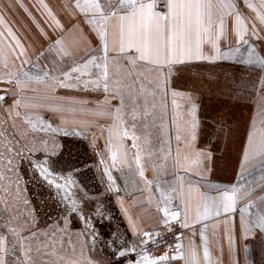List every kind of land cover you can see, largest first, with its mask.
<instances>
[{
  "label": "snow or ice",
  "instance_id": "1",
  "mask_svg": "<svg viewBox=\"0 0 264 264\" xmlns=\"http://www.w3.org/2000/svg\"><path fill=\"white\" fill-rule=\"evenodd\" d=\"M242 3L254 11V21L264 26V0ZM17 6L32 20L43 43L30 54L23 37L0 14V81L14 83L8 90L12 103L5 104V95L0 94V109L17 118L21 108L38 110L24 114V126L11 124V138L6 129L0 130V264H168L176 256L184 264H223V239L230 264H264V54L251 39H264V27L258 30L256 22L249 24L241 0H74L83 22L73 19L67 27L44 0L35 6L43 22L22 2L7 7ZM85 26L97 43L91 46L89 41L87 50L77 56L79 47L71 48L66 34L74 30L84 34ZM232 35L234 43L229 39ZM242 45H247L243 64L258 67L261 75L251 91L243 75L233 77L231 95L236 102L251 96L256 113L242 146L237 180L214 184L211 176L223 158L214 149L220 148L222 136L227 139L231 134L232 126L223 118L201 121L200 105L193 95L175 89L169 111L165 73L190 61L235 62ZM66 90L102 96L64 95ZM40 110L58 116L59 122L45 118ZM77 113L91 119H77ZM100 136L111 158L110 164L101 159L108 190L119 191L114 168L126 188L137 175L150 191L154 188L159 193L156 209L163 213L161 224L169 233L173 221L181 229L175 232V247L163 240L160 225L152 230L140 227L119 196L127 228L122 231L117 226L109 233L98 230L97 218L111 223L112 213L76 177L90 171L87 151L91 148L96 153ZM200 140L208 143L198 146ZM257 164L261 175L245 179L248 169ZM149 168L152 179L145 175ZM205 180L206 185L200 183ZM33 190L34 198H30L27 193ZM86 203L90 205L87 212ZM147 203H153L151 195ZM41 213L50 223L41 226ZM221 216L224 227L217 239ZM73 217L83 222L82 230L73 231ZM184 231L190 233L187 246ZM161 244L162 253L149 251L150 245ZM98 245L111 254L103 260L84 255L86 248L95 250ZM213 245H218L215 261ZM132 253L134 259H125Z\"/></svg>",
  "mask_w": 264,
  "mask_h": 264
},
{
  "label": "crops",
  "instance_id": "2",
  "mask_svg": "<svg viewBox=\"0 0 264 264\" xmlns=\"http://www.w3.org/2000/svg\"><path fill=\"white\" fill-rule=\"evenodd\" d=\"M20 2H22L23 4L28 6L31 10H33L35 15L41 16L39 12L35 11V6L38 3V0H0V14H3L4 16H27V14L23 11V9L19 8L18 6L12 10H9V8L7 7L10 4H18ZM44 2L47 3L52 8V10L56 13L57 17L66 27L70 25L73 19H79L81 22H83L82 14L79 13L78 10L74 9V0H44ZM253 2L258 3L259 0H253ZM65 5H69L70 7L66 8ZM241 11L247 18L249 24H251L252 22L258 23V21H254V17H255L254 11L244 6L242 0H241ZM41 21L43 22V18H41ZM49 34L54 36V33L52 32H49ZM66 39L68 40L69 46L71 48L76 49L77 47H79L80 51L76 53L77 56L82 54L83 51L87 50L89 46V41L91 42V46H95V44L97 43L94 34L89 30L87 26H85L84 34H81L79 30H74L70 36L66 34ZM229 39L232 40L233 43L235 42L234 35L229 36ZM246 49H247V45L241 46V51L235 54L236 55L235 62L229 60L217 61V62L190 61L184 64H178L174 66L171 69L170 73L166 71L165 74L168 76L169 79L168 95H167V100L169 102V111H171V99H172L171 93L172 90L175 89L177 91H183L186 93H191L193 95L197 103L200 105L199 115L201 121H204L206 119L211 118V116H214L213 113H211L210 107L205 108L206 103L203 105V102L206 101L209 102L214 100L215 105L218 106L221 104L220 100L224 99L223 96L224 97L230 96V94L220 95V97L218 98L217 94L215 93L216 94L215 96L217 97H212L214 93L210 94L207 85L217 84L218 74L220 73V75L223 76L224 69L226 68L231 69L233 66H237L239 63H243L244 54H246ZM230 64H232V66H230ZM247 68L249 69L248 66ZM204 70L206 71L205 73H203ZM181 72L183 73L181 74ZM163 78L161 80H163ZM220 83H223L222 79L220 80ZM247 98H251V96L243 97V100L240 103L241 106H243L244 103L245 106L249 104L248 108L250 109V107H253V105L252 106L250 105L249 101H247ZM179 102L183 104L182 100H179ZM231 111L232 110H230V112ZM241 115L244 114L242 113ZM231 116H233V112L231 113ZM220 118L221 117H219V119ZM107 124H111V122L107 121ZM231 126H232L231 134L227 137V139H225L222 136L220 140V148L218 150L214 149L217 152V155L223 153V158L218 162V165L211 176L210 182L214 184H221V185L228 184L235 182L237 180L236 173L239 172V160L242 154V146L246 145L247 143V132L251 129V123L247 124L246 127L247 129L246 128L244 129L242 138L240 134L242 128L240 117L238 119V122L232 124ZM105 135H106V130H105ZM127 143L130 145L131 140L129 139ZM207 143L208 140H200L198 141V146ZM172 146L174 150L175 149L174 138L172 141ZM110 163L111 160L109 161V164ZM259 168L260 167L258 164L255 165L253 168H249L248 171L250 175L245 177V179L250 180V179L258 178L259 175H261L260 174L261 171H259ZM112 172L113 175L116 176L117 178L116 183L119 187V191H117L115 188L108 190L107 187V190L109 191L107 195H110V197L112 198L111 201L114 206H112L111 204L109 205L107 201H103V197L101 198H102V205L107 209L108 212L112 213L113 220L111 223H109L107 219L101 221L99 220L100 224L96 225L98 230L101 231L102 233H109L114 231L117 226H119L122 231L125 228H127V218L125 216L123 209L121 208L120 203L117 200L118 196L123 198L124 208H126L128 210V213L135 220H137L140 227L144 228L145 230H152L154 226L160 225L158 230L162 229L163 225L161 224V217L163 213L158 212L155 205V201L158 199L159 193L156 192L154 188L150 191L144 185L143 181L139 179L138 175L135 177V182H133L132 180L128 182V187L126 188L125 181L121 177L120 172L115 168L112 169ZM145 175L149 179H152L154 173L149 168L146 170ZM189 175L191 176V174ZM191 178L194 180L196 179L195 176H191ZM168 179H171V176H169ZM208 182L209 181L207 180L200 181V183L205 185ZM241 183H243V181H241ZM105 185L106 184L103 185V188L105 187ZM209 194L214 195L215 193L210 192ZM259 194L260 193H257V195ZM150 195L153 200V203L151 205L147 203V198ZM174 203L176 202L174 201ZM239 217H240V212L239 210H237L234 213L237 235H239ZM224 219L225 218L223 216L219 218L220 228L217 229L218 232L217 239H221L222 229L224 227L223 224ZM195 232H196L195 239L197 243H199V228H196ZM209 234L211 238V222H209ZM129 235H131L130 232ZM189 235H190L189 231H184L183 243L185 244V246H187ZM222 243L225 249L223 264H230V260L227 255V240L223 239ZM217 249H218V245H213L212 250H213L214 261L216 259ZM169 251L171 252V249H169ZM134 258H135V253H132L128 256V259H134ZM168 264H184V261L179 256H176V258L171 259L168 262Z\"/></svg>",
  "mask_w": 264,
  "mask_h": 264
},
{
  "label": "rangeland",
  "instance_id": "3",
  "mask_svg": "<svg viewBox=\"0 0 264 264\" xmlns=\"http://www.w3.org/2000/svg\"><path fill=\"white\" fill-rule=\"evenodd\" d=\"M9 25L15 30L17 31V33L23 37V42L25 43L26 47L28 48L30 54L34 53L35 49H38L41 44L43 43L42 39L40 38L32 20L28 17V16H5ZM38 19H41V16H37ZM69 17V16H68ZM65 21V20H64ZM257 27L258 30L261 26L257 23ZM49 32H51V30H49ZM55 35V34H54ZM262 36H264V33H261ZM71 39V38H70ZM252 42L256 44L257 48L261 51L262 54H264V39H257L256 37H252ZM245 55V54H244ZM19 64V61H17V65ZM230 66H232V64H230ZM30 67V65H25V68ZM197 71V70H194ZM199 71V70H198ZM206 71L204 70L203 73H205ZM183 72H181L182 74ZM243 75L246 78L247 84L249 85V91H251L252 89L256 88L258 86V77L261 75V71L258 67L256 68H247L246 65H244L243 63H239L237 66H233L231 69H224L223 70V76L220 75V73L218 74V83L217 84H209L208 89L210 94L214 93V95L212 97H220V95H228L230 94V96H223V100L221 101V104L216 106L215 105V101H209V102H203V105L206 103L205 108L210 107L211 113H213L214 116H211V118L209 119H219V117L223 118L226 122V125H232L238 122V119L240 117V122L242 125L241 128V138L243 137V132L244 129L247 127V124H250L254 114L256 113V107L255 104L252 102L251 98H247V101H249L250 105L253 107H250V109L248 108L249 104L247 106H245V103L243 106H241L240 102H236L232 99V89H233V77H239ZM164 76L162 75L161 79ZM222 79L223 83H220V80ZM14 87V83L13 82H8V81H0V94H4L5 95V104H11L12 103V97L8 94V90L10 88ZM217 96H215L216 94ZM64 95H73L76 97H85V98H91V99H96L102 96V93H97V92H88V93H83L80 91H72V90H66L64 93ZM243 100V98H242ZM242 102V101H241ZM169 104V102H168ZM230 110H232L230 112ZM235 110V112H234ZM19 111L22 113L21 117L17 118L15 117V113H13L12 115H9L7 112L3 111L2 109H0V125H2V128H0V130H7V133L9 135V138H11V132H12V128H11V124L12 123H17L21 126H24V114L28 113V114H34L36 111L38 110H34V109H29V110H25L23 108L19 109ZM42 112V114L45 116V118H49L51 119L54 123H58L59 119L58 116L53 115V113L48 112L46 110H40ZM209 112V111H208ZM233 112V116H231V113ZM244 115H241V114ZM217 114V115H216ZM67 116H69L70 118L72 117V113H66ZM76 118L77 119H91V117H87V116H83L80 115L79 113L76 114ZM109 122H111V120H108ZM101 123H104V121H101ZM247 129V128H246ZM93 131L97 132V134H99V129L98 128H93ZM37 136H41L43 134L41 133H36ZM48 135L50 136L51 133H48ZM104 137L100 136L98 139V149L96 151V153H93L92 149L89 148L87 151V155L89 157L88 159V164L91 166L90 171H87L83 174V176L81 177H76L77 181L81 183V187H83L84 185L87 186L88 189H90L89 195L96 197L99 196L100 197V203L102 204V198L103 197V201H107V203L112 206H114L112 204L111 201V197L108 194V190H107V178L104 177L102 175L103 173V168L105 167L104 164L101 163V159H105L108 163L111 160L110 156H108L106 154L107 150L105 149V141H104ZM243 140V139H241ZM24 165L26 166L27 161L23 162ZM77 170H79V167L77 168ZM261 174V173H260ZM260 176V175H259ZM24 180H27L28 177L25 176L23 178ZM251 180V179H250ZM23 183V181H22ZM105 185V187L103 188V185ZM34 190L33 191H29L27 193V195L30 198H34ZM45 195H47V192H45ZM107 199V200H106ZM96 202L95 200H93L91 202V206L95 207ZM89 204L86 203L84 205L85 208V212H87L89 210ZM0 207H2V205H0ZM21 209L23 210V206H21ZM44 211H48L47 208L44 209ZM53 213H49V215H52ZM99 220L101 221V219L97 218L96 220V225H99ZM45 222L50 223V221L47 220V217L43 216V213H41V226H43V224ZM72 229L73 231H77V230H82L83 229V222L80 221L78 222L77 219L75 217H73L72 221ZM0 231H3V229H0ZM76 237L73 236V240H75ZM103 246L102 245H98L97 248L95 250L86 248L84 250V255L85 256H91L93 259L96 260H103L106 258V256H109L111 254V250H106V251H101V248ZM70 250V249H69ZM76 252L77 255L79 256L80 253V248L79 245H77L76 248ZM125 259H128V257H126ZM121 264H123V261H121Z\"/></svg>",
  "mask_w": 264,
  "mask_h": 264
},
{
  "label": "built area",
  "instance_id": "4",
  "mask_svg": "<svg viewBox=\"0 0 264 264\" xmlns=\"http://www.w3.org/2000/svg\"><path fill=\"white\" fill-rule=\"evenodd\" d=\"M172 229L173 232L169 233L164 226L162 227V229H160L159 231L162 233V238L164 241H167L169 243H171L173 245V247H175V240H174V235L175 232H179L181 231L179 225L177 222H171L169 225ZM149 251H151L153 254H159L162 253L164 251V245L161 244L155 248H153L151 245L149 246Z\"/></svg>",
  "mask_w": 264,
  "mask_h": 264
},
{
  "label": "trees",
  "instance_id": "5",
  "mask_svg": "<svg viewBox=\"0 0 264 264\" xmlns=\"http://www.w3.org/2000/svg\"><path fill=\"white\" fill-rule=\"evenodd\" d=\"M259 171H261V169L259 168Z\"/></svg>",
  "mask_w": 264,
  "mask_h": 264
}]
</instances>
